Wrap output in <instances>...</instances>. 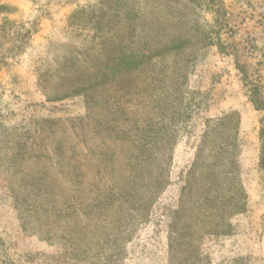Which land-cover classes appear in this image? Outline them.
<instances>
[{
  "label": "rangeland",
  "instance_id": "obj_1",
  "mask_svg": "<svg viewBox=\"0 0 264 264\" xmlns=\"http://www.w3.org/2000/svg\"><path fill=\"white\" fill-rule=\"evenodd\" d=\"M125 54L89 100L48 99ZM0 57V264H264V112L237 68L264 85V0H0ZM226 134L233 170L210 166ZM215 169L243 210L189 241Z\"/></svg>",
  "mask_w": 264,
  "mask_h": 264
},
{
  "label": "trees",
  "instance_id": "obj_2",
  "mask_svg": "<svg viewBox=\"0 0 264 264\" xmlns=\"http://www.w3.org/2000/svg\"><path fill=\"white\" fill-rule=\"evenodd\" d=\"M79 13L80 12H78L75 16H77ZM25 36L26 35H24V37ZM99 66H101L99 69L94 70L96 71L95 73L88 75V77L86 78L87 80H83L81 83L74 81L73 83L68 85L69 87L66 88L64 92L59 93L54 98L48 97V99L61 100L69 96H72L74 94L82 93L89 100L96 92H98V90L101 87L106 86V84L112 78H116L117 75L122 74L125 71L130 72L131 70L139 67V63L135 58H131V56L126 57L125 54L124 58L120 60L117 61L107 60L106 62H102ZM237 68L245 76L244 84L250 90L249 98L252 105L255 107L256 110L264 112V96H263L264 85L261 86L251 82L249 80L250 77L247 71L242 67L241 64L237 63ZM233 117H237V113H233L232 115L226 116L221 125L223 127L228 126L229 125L228 119ZM262 121L264 122V119ZM237 125L238 124H234L235 126L234 128H236ZM229 131L230 130H228L227 132ZM225 138H226V140H224L225 146H223L220 149L222 154L220 156H216L215 162L213 163V165L210 164V166H212L213 168L215 167L219 168L220 166H225V164H227V166H229L231 170H233L235 169V162L234 159L229 158L228 155V147L229 145L233 144L231 140V138H233V135L226 134ZM261 139H262V144H261L260 168L264 171V129L262 130L261 133ZM147 167L150 168L149 165ZM143 172H144L143 174H146V176L148 175L152 176V178H148V182L146 183L148 184L152 182L153 184L151 185L148 184V186L156 187L157 190L158 187V183L156 182L157 177L152 173V171H143ZM229 174H232V171ZM229 174H226L223 180L221 170L216 171L215 169V172H213V170L206 172V176L204 177L205 182L203 184V187L205 189V194H204L205 200L202 201V205L204 206L203 213L189 216L190 218H187V220L185 219L182 225L183 237H185L187 240L189 241L193 240L196 237V235L200 233L208 234L210 232H215L219 225V220L213 217L215 216L221 217L222 213L225 214L227 213L229 216L231 215V213H233V210H235V213H239L243 210L244 204L241 203V201L244 199L245 193L243 192L242 189L238 188V186L235 185L233 176H230ZM235 179L237 178L235 177ZM222 181H224V184H226L230 188L231 193L227 200V202L229 203L222 202L221 204L220 202L221 201L220 189L223 183ZM152 194H154V198H155V190L152 192ZM156 196H157V191H156ZM148 201L149 202L153 201V198ZM217 202H219L220 204ZM230 207L232 208L230 209ZM105 239L108 240L107 236ZM193 257H195L194 250L190 252V254L187 256V259H191Z\"/></svg>",
  "mask_w": 264,
  "mask_h": 264
}]
</instances>
